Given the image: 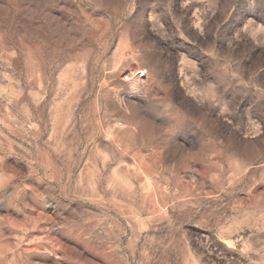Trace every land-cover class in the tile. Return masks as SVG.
<instances>
[{
  "label": "rangeland",
  "instance_id": "rangeland-1",
  "mask_svg": "<svg viewBox=\"0 0 264 264\" xmlns=\"http://www.w3.org/2000/svg\"><path fill=\"white\" fill-rule=\"evenodd\" d=\"M0 264H264V0H0Z\"/></svg>",
  "mask_w": 264,
  "mask_h": 264
}]
</instances>
